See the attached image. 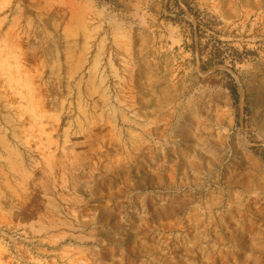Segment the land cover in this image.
I'll return each instance as SVG.
<instances>
[{"label":"rangeland","instance_id":"374dc122","mask_svg":"<svg viewBox=\"0 0 264 264\" xmlns=\"http://www.w3.org/2000/svg\"><path fill=\"white\" fill-rule=\"evenodd\" d=\"M0 264H264V0H0Z\"/></svg>","mask_w":264,"mask_h":264},{"label":"trees","instance_id":"16d2710c","mask_svg":"<svg viewBox=\"0 0 264 264\" xmlns=\"http://www.w3.org/2000/svg\"><path fill=\"white\" fill-rule=\"evenodd\" d=\"M232 93L235 95V90L234 89H232Z\"/></svg>","mask_w":264,"mask_h":264}]
</instances>
